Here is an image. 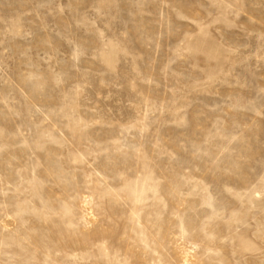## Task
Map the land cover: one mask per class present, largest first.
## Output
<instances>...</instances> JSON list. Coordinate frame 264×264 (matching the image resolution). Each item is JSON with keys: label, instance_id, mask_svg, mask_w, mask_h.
<instances>
[{"label": "rangeland", "instance_id": "1", "mask_svg": "<svg viewBox=\"0 0 264 264\" xmlns=\"http://www.w3.org/2000/svg\"><path fill=\"white\" fill-rule=\"evenodd\" d=\"M0 264H264V0H0Z\"/></svg>", "mask_w": 264, "mask_h": 264}]
</instances>
